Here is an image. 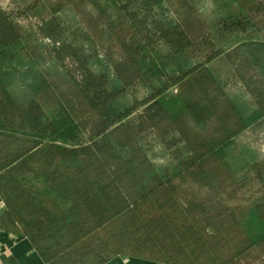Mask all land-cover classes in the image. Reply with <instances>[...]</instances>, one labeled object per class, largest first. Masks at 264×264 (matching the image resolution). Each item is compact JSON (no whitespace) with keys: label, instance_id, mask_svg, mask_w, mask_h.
<instances>
[{"label":"trees","instance_id":"1","mask_svg":"<svg viewBox=\"0 0 264 264\" xmlns=\"http://www.w3.org/2000/svg\"><path fill=\"white\" fill-rule=\"evenodd\" d=\"M228 5L212 27L191 0L0 7V228L45 264H264V157L242 175L228 159L264 120V2ZM39 10L24 33L15 19ZM186 55L202 62L172 65ZM219 60L249 106L209 68ZM149 135L170 167L149 159Z\"/></svg>","mask_w":264,"mask_h":264},{"label":"rangeland","instance_id":"2","mask_svg":"<svg viewBox=\"0 0 264 264\" xmlns=\"http://www.w3.org/2000/svg\"><path fill=\"white\" fill-rule=\"evenodd\" d=\"M194 6L198 9L199 15L206 22L209 27L215 25L223 15L227 12L233 11V6L230 7L229 0H191ZM264 2V0H262ZM32 2V0H0V7L3 10L18 12L19 10L25 9L27 4ZM42 10L36 11L33 14H24L15 19L20 29L24 32H30L36 29L40 24L42 18H44ZM62 20L68 24H75L76 19L69 12H65L61 15ZM264 35H262V38ZM253 33H248L247 35H233L226 37L225 41L221 45L224 49L233 46L239 42H243L247 39H255ZM44 41V44H47ZM164 51V50H161ZM202 62L200 57H194L193 55H186L181 57L175 62L173 66H181L183 68L191 63ZM209 68L213 74L218 78V80L224 85L226 93L231 97L242 98L248 106L250 105L249 100L243 95V91L240 86L229 79V73L232 69L230 64L225 60H219L211 65ZM130 96L137 99H142L146 95L145 91L140 87L136 86L129 90ZM128 100L130 98L128 97ZM145 150L148 154L151 162L159 169L170 167L172 165L171 156L168 152L164 150V147L153 135L147 136L143 141ZM264 157V120L257 126L245 131L239 137H237L231 148L229 149L228 159L231 163L236 164L235 166L240 171V175L244 174L245 165L252 162L254 159H260ZM241 169V170H240ZM128 257V256H119ZM117 258V257H116Z\"/></svg>","mask_w":264,"mask_h":264},{"label":"crops","instance_id":"3","mask_svg":"<svg viewBox=\"0 0 264 264\" xmlns=\"http://www.w3.org/2000/svg\"><path fill=\"white\" fill-rule=\"evenodd\" d=\"M4 207L0 199V214ZM0 264H45L19 229L0 228ZM107 264H160L131 257H117Z\"/></svg>","mask_w":264,"mask_h":264}]
</instances>
